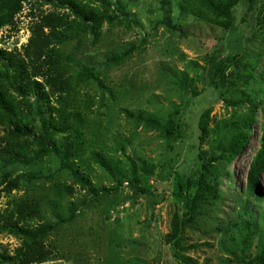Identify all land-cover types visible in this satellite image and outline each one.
Wrapping results in <instances>:
<instances>
[{"label":"rangeland","instance_id":"374dc122","mask_svg":"<svg viewBox=\"0 0 264 264\" xmlns=\"http://www.w3.org/2000/svg\"><path fill=\"white\" fill-rule=\"evenodd\" d=\"M80 1L103 9L101 0ZM105 1L111 14L123 15L119 5L126 14L105 21L97 36L87 33L80 41L56 46L70 58L65 62L72 77L85 66L92 70V76L73 80V109L87 125L84 160L71 164L86 183L61 168L53 153L29 165L0 167V212L29 201L38 211L32 226L57 225L43 239L50 258L38 264H179L165 237L173 214L184 213L195 192L196 185L188 186L187 179L199 172L197 154L203 150L218 157V144L240 129L249 134L246 148L231 163L215 161L218 197L204 202L184 229L182 255L189 264H259L254 258L264 246V173L253 187L248 170L261 147L264 119L258 108L250 126L244 125L251 113L244 93L264 103V0H240L229 29L215 21L201 0ZM48 13L74 17L57 4L27 0L0 28V49L28 62L32 29ZM33 79L49 91L42 77ZM13 95L33 104L31 93ZM57 101L56 93L50 96L51 105ZM206 110L203 133L199 124ZM24 112L34 117L31 133L37 134L38 119ZM140 115L162 124L173 117L176 134L166 139L161 128ZM9 131L0 124L2 150ZM65 137L59 134L56 140ZM29 147L26 153L15 149L28 158L37 149ZM95 152L105 164L94 161ZM12 180L16 188L7 189ZM71 207L75 217L68 221ZM22 245L21 236L0 225L2 264L11 261H2L1 255L12 258Z\"/></svg>","mask_w":264,"mask_h":264},{"label":"trees","instance_id":"16d2710c","mask_svg":"<svg viewBox=\"0 0 264 264\" xmlns=\"http://www.w3.org/2000/svg\"><path fill=\"white\" fill-rule=\"evenodd\" d=\"M27 0H0V28L10 24L16 13H18L23 2ZM47 3L57 4L60 7L70 9L74 15L69 19L67 14L48 13L41 17L40 21L32 29V36L26 46L25 54L28 62L19 57L13 51L0 49V124L10 128L6 141L8 144L3 150L0 148V167L10 166L16 163L29 165L33 161L55 154L59 160L61 168L72 173L80 182L86 183L79 178L78 171L73 168L71 162H83L85 128L87 120L77 109H73L76 98L74 78L92 76V70L89 67H83L74 77L69 74L68 64L65 62L66 56L56 46L68 43L73 38H78L87 33L93 36L99 34V30L105 21L121 19L126 13L124 7L119 5L117 8L123 14L118 16L109 12L110 4L101 0L103 9L83 5L80 0H44ZM240 0H201V5L211 12L215 21L225 29L231 28L233 24V9ZM261 11L264 12V4L261 5ZM44 28L49 32L45 33ZM70 59L69 57L66 58ZM109 61L116 62L117 57H108ZM224 72V69H220ZM223 75V74H222ZM42 77L49 91H42L41 83L32 80L33 77ZM16 92L20 96L27 93L34 95L33 104L28 101L18 100L13 95ZM58 95L59 103L56 107L49 103V98L53 94ZM251 109L250 116L244 122L245 126H250L255 112L259 108L264 119V103L262 100H255L244 93ZM47 106L45 108L44 106ZM71 105L72 107H68ZM27 109L39 121L38 133L32 134L31 121L34 117H29L24 112ZM52 111L55 115L52 114ZM206 110L200 120V129L205 132L204 118L208 114ZM147 124L161 128L162 134L166 139L172 138L176 134L177 124L173 117H169L164 124L152 117L140 115ZM65 134L67 137L62 140H56L58 135ZM32 137L30 142L25 139ZM23 138L22 143L19 140ZM249 141V134L243 130L237 129L227 142L218 144L220 154L217 157H208L206 151H199V172L196 178L187 179L188 186H195V192L188 203L187 210L179 214L175 212L171 220V229L166 234L165 241L170 246L175 259L179 264H189L182 251H185L182 234L184 229L197 218L203 203L211 198L218 197V181L215 173V161L226 160L231 163L246 148ZM36 145L37 149L34 155L28 158H21V152H29V146ZM25 146V147H24ZM15 147H21L19 151ZM3 152H10V155L2 156ZM94 161L99 164H105L101 153L92 154ZM264 173V126L261 135V147L252 160L248 170V181L250 186L256 187L258 179ZM17 180H12L8 185L16 188ZM136 187V186H135ZM138 190L145 189L137 186ZM108 193V190L103 189ZM98 194V192H97ZM15 210H5L0 212V225L7 228V231L19 235L23 238V245L16 250L15 255L7 257L1 255L2 261L11 264H38L47 261L50 258V250L45 247L43 239L53 231L57 225L51 223H42L32 226L30 221L38 214L35 203L21 202L14 203ZM75 217V209L71 207L70 214L67 217L71 221ZM61 218V217H60ZM61 220V219H59ZM62 220L61 222H63ZM254 261L264 264V246L259 251ZM3 262L0 261V264Z\"/></svg>","mask_w":264,"mask_h":264}]
</instances>
